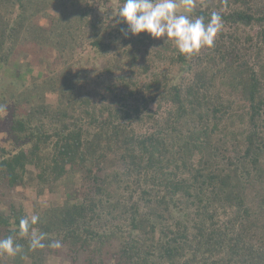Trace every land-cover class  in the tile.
Here are the masks:
<instances>
[{
	"label": "trees",
	"instance_id": "trees-1",
	"mask_svg": "<svg viewBox=\"0 0 264 264\" xmlns=\"http://www.w3.org/2000/svg\"><path fill=\"white\" fill-rule=\"evenodd\" d=\"M112 1L0 0V238L23 246L0 264H264V0L191 6L228 28L190 58L172 48L173 74L158 69L171 44L125 36ZM85 46L99 69L75 60ZM20 186L65 190L33 205L43 249L17 235L33 215Z\"/></svg>",
	"mask_w": 264,
	"mask_h": 264
},
{
	"label": "clouds",
	"instance_id": "clouds-1",
	"mask_svg": "<svg viewBox=\"0 0 264 264\" xmlns=\"http://www.w3.org/2000/svg\"><path fill=\"white\" fill-rule=\"evenodd\" d=\"M184 4L185 12L181 13L177 0H121L109 19L116 18V24L127 25L126 29H121L125 36L128 33L133 36L146 33L153 39L163 38L164 43L172 42L180 54L190 58L199 54L201 49L214 46L223 28V20L216 11L211 13L207 22L203 16L193 18L188 14L191 12V0H184ZM39 221L36 214L19 220L17 235L28 238L32 250L46 246V234L34 227ZM47 246L60 248L61 241H51ZM22 250L23 246L13 235L0 238V254L15 257Z\"/></svg>",
	"mask_w": 264,
	"mask_h": 264
},
{
	"label": "rangeland",
	"instance_id": "rangeland-1",
	"mask_svg": "<svg viewBox=\"0 0 264 264\" xmlns=\"http://www.w3.org/2000/svg\"><path fill=\"white\" fill-rule=\"evenodd\" d=\"M177 2L180 5L179 11L181 13H184L185 12L184 0H177ZM201 3H203L204 6L210 4L212 6V8H217V9H220L222 11H227L230 9V7H228L225 4V0H191V6L200 5ZM118 4H119L118 0H113L112 2L108 3V5L106 6V7H108L107 19L109 22L114 23L116 21V18L109 19V17H111L112 10L115 9L118 6ZM99 11L102 14L106 13V10L104 8H100ZM41 21L43 23L47 22L46 19H44V18ZM223 27H224V29L228 28V27L224 26V23H223ZM257 29H258V27H246V29H243V26H240L239 31L246 30V31H249L250 33H255L257 31ZM168 43L171 44V48L167 50V55H165L167 61L166 62H160L158 64L159 65L158 69H160V70L165 69V70H167L173 74L174 71L177 72V70L179 69V66H176L172 62H170L171 57H173L174 53H176L172 50V48H176V47L172 42H168ZM157 44L158 45H160V44L165 45L166 43H164V39L161 38V39L156 40V45ZM29 58H30L29 54L20 53L18 58L11 59L9 61V66L12 68H15L16 66H19L21 64L23 65V63H27L28 61L29 62L31 61ZM75 60L80 62L79 65L81 67L83 66L84 68H86L88 71H91V72H92V70H90V69L94 66V64H95V67L97 69H99L103 64L102 57L97 58L95 56V52L91 49L90 46H85L83 49H80L77 52V54L75 55ZM174 66H176V67H174ZM3 71H4V69L0 72V77H2ZM38 71H42V73L47 74L49 71V68L47 66L36 67L35 70L32 71V74L37 76L39 73ZM10 73H14V70L10 71ZM180 75L183 76L184 73L178 74L177 77L175 78V81L181 80ZM0 81H1V83H0V97H1V95H3V93H5V92L8 93L10 90H12V86L10 85L12 82H10V80L8 78H7V80L5 79L4 81L3 80H0ZM56 99H57V96H55V95H49L48 96V100L51 102H55ZM154 107L156 108V105H154ZM4 114H5L4 110L0 112L1 116H3ZM3 137H4V132L1 131V128H0V139ZM80 179H81V173L78 172L74 176L73 180L76 183H78V185H80L81 184ZM11 195L17 201H21L23 199L27 210L31 214H33V210H34L33 205L35 202H38L42 208H46L51 204L60 203V201L65 199V197H66L65 190L63 187H62V190L60 193L61 196H60L59 200L55 196V194L50 193V192H45L44 194H42L41 196L38 197V195L36 194V192L33 189H31L30 187H23V186H20L19 188H17ZM9 197H10V195H9ZM49 264H71V262L69 260H65V259L60 260L59 258L54 257L53 259L50 260Z\"/></svg>",
	"mask_w": 264,
	"mask_h": 264
}]
</instances>
